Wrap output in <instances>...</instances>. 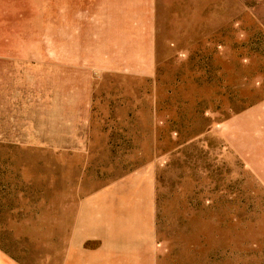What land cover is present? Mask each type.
<instances>
[{
	"label": "rangeland",
	"instance_id": "1",
	"mask_svg": "<svg viewBox=\"0 0 264 264\" xmlns=\"http://www.w3.org/2000/svg\"><path fill=\"white\" fill-rule=\"evenodd\" d=\"M151 2L0 0V59L89 61L97 127L83 159L0 144V249L18 263L73 264V187L147 166L154 264H264V0Z\"/></svg>",
	"mask_w": 264,
	"mask_h": 264
},
{
	"label": "crops",
	"instance_id": "2",
	"mask_svg": "<svg viewBox=\"0 0 264 264\" xmlns=\"http://www.w3.org/2000/svg\"><path fill=\"white\" fill-rule=\"evenodd\" d=\"M150 1L73 0L77 4L73 11L142 13L149 10ZM87 62L73 59V68L64 70L59 59L44 57L33 64L25 57L0 59V84L6 88L2 91L10 99L6 103L11 111L3 112L7 117L6 126L0 124V144L68 149L73 158L81 159L92 155L96 144L92 132L97 127ZM62 74L71 81L72 99L62 98L64 90L57 81ZM98 136L97 144L103 146L106 142ZM154 224L151 167H139L101 185L73 187V264H154ZM0 264L20 263L0 249Z\"/></svg>",
	"mask_w": 264,
	"mask_h": 264
}]
</instances>
